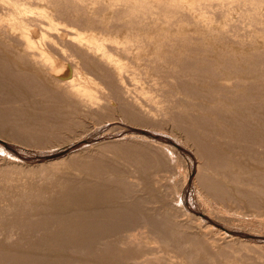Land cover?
Listing matches in <instances>:
<instances>
[{
    "label": "rangeland",
    "instance_id": "obj_1",
    "mask_svg": "<svg viewBox=\"0 0 264 264\" xmlns=\"http://www.w3.org/2000/svg\"><path fill=\"white\" fill-rule=\"evenodd\" d=\"M187 1L196 23L165 59L185 76L143 86L152 117L106 101L77 114L0 63V264H264V152H248L264 145V2L256 24L246 3L224 19L216 0ZM114 207L131 217L92 225Z\"/></svg>",
    "mask_w": 264,
    "mask_h": 264
},
{
    "label": "bare ground",
    "instance_id": "obj_2",
    "mask_svg": "<svg viewBox=\"0 0 264 264\" xmlns=\"http://www.w3.org/2000/svg\"><path fill=\"white\" fill-rule=\"evenodd\" d=\"M196 1L200 2V0ZM216 1L224 19H228L236 10L234 6L228 9V5L246 3L249 6L247 12L251 23L257 22L260 4L264 2V0ZM186 5L191 6L187 0H0V63L5 66L4 62L7 61L9 66H5V70H19V68L24 71L28 70L16 76L15 79L33 85V89L38 91L41 99L53 101L59 106L65 105L71 109L70 111L77 114L94 113L103 107V105L100 106V102L106 101L107 108L116 106L118 108L119 106L124 110V107L128 106L133 109L131 110L133 112L137 110L152 117L153 114L150 115V111L141 102L143 98L149 100L143 86L148 85L152 89L169 88L171 85L169 79L175 81L178 79L177 75L185 76V73L181 74V71L177 73L169 65L176 61L174 57L181 54L176 53L180 47L176 48L175 44L169 43L179 42L177 39V34L181 33V30H178L179 24L196 23L193 19L196 10H199L197 5L196 9L194 7L191 9ZM201 15L207 18L208 13H201ZM150 17H154L153 20H150L152 22H148ZM206 25L210 26L211 22L206 21ZM180 41L190 42V39L182 38ZM166 57H170L169 64L168 60H165ZM180 57H183V54ZM178 60L179 57L176 63H179ZM181 77L178 79L179 81L182 79ZM236 85L238 84L236 83ZM170 88L172 87L170 86ZM257 89L259 90V88ZM170 95L172 96L173 92ZM185 98L186 106L179 104L183 108L181 112L189 115V111L192 110L193 95L186 94ZM167 110L157 107V111L163 116L167 114ZM138 112L136 113L139 115ZM122 113L126 114L125 111ZM136 113L134 112V114ZM169 113L173 112H168V115ZM157 121L159 124V120ZM248 149V152L254 150L253 154H257L260 150L264 152V145H255L254 143V148ZM209 153L211 154V152ZM81 163L86 164L85 162ZM218 169L220 168L218 167ZM221 170L223 169L221 168ZM57 195L59 196L58 193ZM28 198L30 197L28 196ZM22 200L24 199L22 198ZM107 212L113 221H101L92 225L94 227H115L116 220L131 217V215L124 214L123 209L119 207L111 208ZM97 217L100 219L99 215ZM137 236L140 234L138 233Z\"/></svg>",
    "mask_w": 264,
    "mask_h": 264
}]
</instances>
